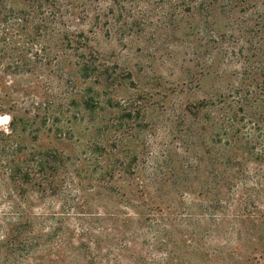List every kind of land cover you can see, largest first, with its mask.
<instances>
[{
	"label": "rangeland",
	"instance_id": "obj_1",
	"mask_svg": "<svg viewBox=\"0 0 264 264\" xmlns=\"http://www.w3.org/2000/svg\"><path fill=\"white\" fill-rule=\"evenodd\" d=\"M47 1L0 9V264H264V0Z\"/></svg>",
	"mask_w": 264,
	"mask_h": 264
},
{
	"label": "trees",
	"instance_id": "obj_2",
	"mask_svg": "<svg viewBox=\"0 0 264 264\" xmlns=\"http://www.w3.org/2000/svg\"><path fill=\"white\" fill-rule=\"evenodd\" d=\"M24 4H27L28 8H31L32 11H43L48 10L49 5H46L48 3L47 0H21ZM11 0H0V9H2L3 6H10ZM9 3V4H7ZM3 12H6V8L3 11H0L2 14ZM12 13V12H9ZM52 17L53 14L49 15V18ZM48 18V19H49ZM17 19V18H13ZM37 115H30L27 111H23L22 115H20V119L24 123V125L28 126L33 123H35V119L38 117ZM15 120V119H14ZM44 153H38L35 156H32L30 160H24L21 161V164H19L18 169L15 171V181L18 182V185L20 186H27L30 182V178L37 179L39 181V185L41 186V189L44 191H51L54 192L57 187L54 186L53 179L54 177L51 174H55L57 172V169L48 163V161L44 160H36L35 158L44 157ZM51 180V181H50ZM39 186V187H40Z\"/></svg>",
	"mask_w": 264,
	"mask_h": 264
},
{
	"label": "bare ground",
	"instance_id": "obj_3",
	"mask_svg": "<svg viewBox=\"0 0 264 264\" xmlns=\"http://www.w3.org/2000/svg\"><path fill=\"white\" fill-rule=\"evenodd\" d=\"M0 124H1V119H0Z\"/></svg>",
	"mask_w": 264,
	"mask_h": 264
}]
</instances>
